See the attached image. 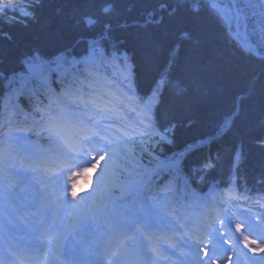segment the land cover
<instances>
[{"label":"trees","instance_id":"obj_1","mask_svg":"<svg viewBox=\"0 0 264 264\" xmlns=\"http://www.w3.org/2000/svg\"><path fill=\"white\" fill-rule=\"evenodd\" d=\"M236 2L241 37L264 53V2ZM106 23L104 42L131 53L136 92L158 101L169 140L152 141L148 159L209 142L216 172L241 148L264 183V58L235 40L229 0H0V96L26 63L84 46ZM205 156L199 147L187 159Z\"/></svg>","mask_w":264,"mask_h":264},{"label":"snow or ice","instance_id":"obj_2","mask_svg":"<svg viewBox=\"0 0 264 264\" xmlns=\"http://www.w3.org/2000/svg\"><path fill=\"white\" fill-rule=\"evenodd\" d=\"M88 171V169L87 168H82V169H80L79 171H77V172H74L73 174H72V182H73V185L78 181V178H81V177H83V174L85 173V172H87ZM73 195H75V193H73ZM257 259H259V257H257ZM253 264H255V261H253Z\"/></svg>","mask_w":264,"mask_h":264},{"label":"rangeland","instance_id":"obj_3","mask_svg":"<svg viewBox=\"0 0 264 264\" xmlns=\"http://www.w3.org/2000/svg\"><path fill=\"white\" fill-rule=\"evenodd\" d=\"M109 154V153H108ZM108 154L107 155H105V157H104V161H106L109 165H112V163H113V159H114V153H110V155L108 156ZM107 156V157H106ZM109 157V158H108Z\"/></svg>","mask_w":264,"mask_h":264},{"label":"water","instance_id":"obj_4","mask_svg":"<svg viewBox=\"0 0 264 264\" xmlns=\"http://www.w3.org/2000/svg\"><path fill=\"white\" fill-rule=\"evenodd\" d=\"M234 8H235V16L238 18V12H237V10H236L235 5H234Z\"/></svg>","mask_w":264,"mask_h":264},{"label":"bare ground","instance_id":"obj_5","mask_svg":"<svg viewBox=\"0 0 264 264\" xmlns=\"http://www.w3.org/2000/svg\"><path fill=\"white\" fill-rule=\"evenodd\" d=\"M231 4H234L233 2ZM117 22V21H116ZM107 24V23H106ZM111 26V25H110ZM110 26L106 25L105 29H108ZM65 48V47H64Z\"/></svg>","mask_w":264,"mask_h":264}]
</instances>
